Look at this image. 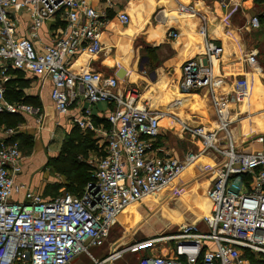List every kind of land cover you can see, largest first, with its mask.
<instances>
[{"label":"built area","instance_id":"2783aa9c","mask_svg":"<svg viewBox=\"0 0 264 264\" xmlns=\"http://www.w3.org/2000/svg\"><path fill=\"white\" fill-rule=\"evenodd\" d=\"M220 4L239 6L237 0ZM171 8L197 13L192 4L178 2ZM262 16L264 7L245 22L244 32L261 29ZM116 17L122 24L131 20L122 10ZM48 21L54 28L47 39L42 27ZM107 21V14L89 0H0V112L33 114L42 126L45 115L40 106L7 97L12 73L22 71L50 81L55 110L68 115L73 107L79 108L73 124L91 130L97 140L94 179L81 195L64 192L47 198L17 181L24 157L14 136L23 124L7 128L0 141V264H76L81 254L96 264L112 261L115 251L99 261L90 248L103 247L129 206L163 191L210 148L223 156L211 168L210 210L199 221L179 223L176 231L133 246L170 242V255L144 254L138 264H264V134L254 138L258 148L251 150L233 140L232 92L222 90L223 79L215 75L211 63L223 55V46L208 36L203 25L199 55L182 66L181 87L208 89L216 116L209 127L180 121L184 133L200 140V152H190L184 159L158 155L153 145L164 112L149 108L137 87L122 90L118 77L80 62L102 52ZM168 35L177 38L180 33L173 30ZM257 54L250 51L246 60L259 68ZM233 85L235 93L243 94L249 81L237 79ZM98 102L111 109L106 122L97 126L92 108ZM19 194L21 198L16 197Z\"/></svg>","mask_w":264,"mask_h":264},{"label":"crops","instance_id":"0c3cea01","mask_svg":"<svg viewBox=\"0 0 264 264\" xmlns=\"http://www.w3.org/2000/svg\"><path fill=\"white\" fill-rule=\"evenodd\" d=\"M89 1L99 12L107 14L108 21L104 27L102 52L92 60L82 57L80 62L89 64L103 75L118 77L122 90L128 86L137 87L149 108L164 112L160 134L154 141V152L158 155L169 153L179 159H184L190 152L198 153L201 150L200 140L184 133L180 121L190 126L209 127L214 124L216 116L211 107L208 89L185 91L181 87L183 63L188 58L199 55L201 43L199 29L203 25L207 29L208 36L224 48L223 55L219 59H213L211 63L215 75L223 79L222 90L232 92L230 117L233 122L231 125L233 140L244 150L258 148L254 138L264 134V24L262 29L250 33L244 32L242 27L251 16L261 11L264 0H237L239 6L229 7H223L220 4L221 0ZM178 2L192 4L197 13L190 15L173 11L171 7ZM119 10L130 15L129 23L122 24L117 19L116 13ZM53 28V21H48L42 27V33L47 39V32ZM173 30L179 32L180 36L177 38L169 36L168 32ZM252 50L258 52L257 67L261 71L250 66L246 60V55ZM201 58L203 61H209L206 57ZM12 78L22 83L20 90L24 97L37 101L45 115L41 126L33 114L21 113L24 117V122L21 123L24 129H28L30 134H35L36 130H39L40 134L37 136H40L34 138L35 151L28 161L24 160L23 171L16 178L18 182L44 194L48 186L47 174L45 169L43 172L40 167L48 156L53 157L58 154L65 134L77 128L72 119L73 116L79 115L80 110L75 106L68 115L59 114L51 99V82L48 80L42 82L38 76L22 71L13 72ZM242 78L248 79L249 86L245 93L237 94L233 91V84L235 80ZM92 109L94 123L98 126L106 122L111 105L98 102ZM24 129L14 137L26 132ZM58 130L64 133V136L59 146L52 151L51 143L56 139ZM3 137L5 133L0 136V141ZM40 143L41 149L38 147ZM222 160L223 156L217 150L208 149L196 158L193 165L188 166L184 176L179 179L180 183L200 181L204 184L202 187L207 186L209 190L213 179L211 168ZM207 189L205 208L200 213L210 210L211 207ZM16 197L21 198L22 194ZM197 218L193 222L201 219V217ZM175 219L179 221L182 217L178 216ZM115 250V247H111L110 250L92 247L91 253L100 252L104 258ZM151 251L137 250L132 254L138 257L142 253L140 258L148 253L170 255V249ZM140 258L138 257L139 260Z\"/></svg>","mask_w":264,"mask_h":264},{"label":"rangeland","instance_id":"374dc122","mask_svg":"<svg viewBox=\"0 0 264 264\" xmlns=\"http://www.w3.org/2000/svg\"><path fill=\"white\" fill-rule=\"evenodd\" d=\"M7 128H9V126L3 123V121L0 119V136L5 133ZM24 128L25 127H23L22 130ZM24 130H26V132L22 133V136H20L17 140L20 141L21 151L26 162L35 151L34 138H38L40 135L37 136V134L40 133L38 132L39 130H36L35 134H30L28 129ZM71 131L65 134L62 142L65 140H70L71 143H74L73 150L77 154L79 162L86 167L90 166L89 170L94 174L96 166V153L90 150L88 151V148H86L87 143H85L83 138H80L81 133L80 135H76L77 137H73L71 135ZM63 134L64 133H62L60 130L57 131L56 139L51 143L52 151L55 150L57 146H59L61 139L64 136ZM95 143L97 145V140ZM38 147L41 149V143L38 145ZM59 153L60 150L58 154ZM49 161L50 156L47 157L46 162L40 167L41 171L44 172L45 169L47 174L48 186L45 196L50 197V194L59 195L64 192H68L69 189L68 185H66V177L60 173H57L53 167L49 165ZM186 171H184L172 184H170L158 195L144 199L125 210L123 216L120 218V222L114 227L110 237L102 247L107 250H110L111 247H115V254L117 253L116 258L119 256L120 257L113 262L108 261L106 264H137L139 260L138 257L140 258L142 253L137 257V255L132 254L134 251L168 250L170 248V242L166 243L162 241L148 243L138 249H135L133 246L138 243L146 242L160 234H170L177 230L179 223L185 221H194L197 217L202 216L203 213H200V211L205 208L204 204L206 201L205 199H207V186L203 188L202 186H204V184H201L200 181V184L198 182L194 183L193 181H189L188 183H180L179 179L184 176ZM181 184L183 186H181ZM171 213L173 215H171ZM178 216L182 217V219L175 221V218ZM91 249L92 248H90V250ZM129 251L131 253H129ZM93 255L96 259H99V261L103 259V254L101 255L100 252L94 253ZM77 259L78 260H76V264H96V262L87 257L86 254H81L77 257Z\"/></svg>","mask_w":264,"mask_h":264},{"label":"trees","instance_id":"16d2710c","mask_svg":"<svg viewBox=\"0 0 264 264\" xmlns=\"http://www.w3.org/2000/svg\"><path fill=\"white\" fill-rule=\"evenodd\" d=\"M262 23L264 24V16L261 17ZM23 86L22 83L18 82L16 79L11 78L8 82L7 88V97L10 100H22L27 103L38 105L39 103L35 100L29 99L27 96L24 97L20 87ZM0 119L9 127H16L17 125L24 122V117L19 112L14 113H2L0 112ZM80 138H83L85 143H87L86 148L88 151L97 152L96 139L94 138L93 132L90 130L81 131L78 127L73 128L71 135L77 137L80 135ZM22 136L21 134L16 135L14 139H19ZM19 141V140H18ZM20 142V141H19ZM74 143H71L70 140H65L62 144L60 153L57 156L50 157L49 165L53 169L67 179L68 192L74 195H81L87 183L94 179L93 173L90 172V166H85L81 164L78 160L77 154L74 152ZM76 146V145H75ZM44 191V196H45ZM60 195V194H59ZM58 195L50 194V197H55Z\"/></svg>","mask_w":264,"mask_h":264},{"label":"bare ground","instance_id":"6f19581e","mask_svg":"<svg viewBox=\"0 0 264 264\" xmlns=\"http://www.w3.org/2000/svg\"><path fill=\"white\" fill-rule=\"evenodd\" d=\"M129 207H130V206H129ZM124 212H125V211H124ZM124 212H123V213H124ZM207 212H208V210H207V211H204V212H202V213H207ZM123 213H122V215H123ZM122 215H121V216H122Z\"/></svg>","mask_w":264,"mask_h":264}]
</instances>
